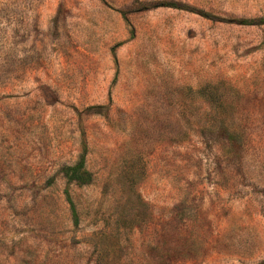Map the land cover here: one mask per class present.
Segmentation results:
<instances>
[{
  "label": "rangeland",
  "instance_id": "1",
  "mask_svg": "<svg viewBox=\"0 0 264 264\" xmlns=\"http://www.w3.org/2000/svg\"><path fill=\"white\" fill-rule=\"evenodd\" d=\"M263 18L0 0V264L264 263Z\"/></svg>",
  "mask_w": 264,
  "mask_h": 264
},
{
  "label": "trees",
  "instance_id": "2",
  "mask_svg": "<svg viewBox=\"0 0 264 264\" xmlns=\"http://www.w3.org/2000/svg\"><path fill=\"white\" fill-rule=\"evenodd\" d=\"M177 5V4H173ZM259 23H264V18L260 20ZM63 175L67 178L68 181L70 182H75L78 185H86L91 183L93 177L92 173L86 168L85 166V157L81 156L76 163L73 165H68L62 168ZM68 201L71 204V210L72 214L74 216V221H77V215L75 211V207L68 198ZM259 264H264V263H259Z\"/></svg>",
  "mask_w": 264,
  "mask_h": 264
}]
</instances>
